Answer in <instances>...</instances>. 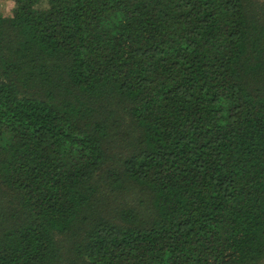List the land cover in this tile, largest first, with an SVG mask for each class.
<instances>
[{
    "label": "trees",
    "instance_id": "16d2710c",
    "mask_svg": "<svg viewBox=\"0 0 264 264\" xmlns=\"http://www.w3.org/2000/svg\"><path fill=\"white\" fill-rule=\"evenodd\" d=\"M0 11V264H264V0Z\"/></svg>",
    "mask_w": 264,
    "mask_h": 264
},
{
    "label": "rangeland",
    "instance_id": "374dc122",
    "mask_svg": "<svg viewBox=\"0 0 264 264\" xmlns=\"http://www.w3.org/2000/svg\"><path fill=\"white\" fill-rule=\"evenodd\" d=\"M13 1L12 0H0V11L1 14L4 16L11 15V10L13 8Z\"/></svg>",
    "mask_w": 264,
    "mask_h": 264
}]
</instances>
